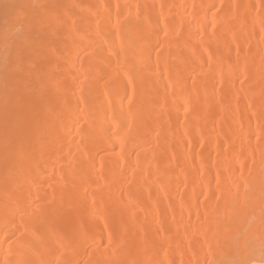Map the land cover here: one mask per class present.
<instances>
[{"label":"bare ground","instance_id":"obj_1","mask_svg":"<svg viewBox=\"0 0 264 264\" xmlns=\"http://www.w3.org/2000/svg\"><path fill=\"white\" fill-rule=\"evenodd\" d=\"M31 1H1L0 264H264V0Z\"/></svg>","mask_w":264,"mask_h":264},{"label":"rangeland","instance_id":"obj_2","mask_svg":"<svg viewBox=\"0 0 264 264\" xmlns=\"http://www.w3.org/2000/svg\"><path fill=\"white\" fill-rule=\"evenodd\" d=\"M1 1L3 2L4 0H0V4L2 5L1 8H0V10L2 11V10H4V5L2 4ZM32 1H33V0H32ZM32 1H31V2H32ZM5 4H6V3H5ZM2 8H3V9H2ZM1 11H0V14H1ZM2 13H3V11H2ZM7 13H8V12H6V13L4 12V13H3L4 16H5V14L7 15ZM3 14H1V15H3ZM1 15H0V16H1ZM3 18H4V17H0V20L3 19ZM5 18H6V16H5ZM7 18H9V16H8ZM7 18H6V20H7ZM9 19H10V18H9ZM6 20H5V21H6ZM10 20H11V19H10ZM10 20H8L7 22H8V23L12 22V21H10ZM36 20H37V19H36ZM2 21H3V20L0 21L1 24H3ZM33 21H34V19H33ZM33 21H31L32 24H34V23L36 22V21H35V22H33ZM7 22H6V25H5V26H7V24H8ZM37 22H38V20H37ZM12 23H13V22H12ZM29 23H30V22H29ZM29 23H28V24H29ZM13 24H14V23H13ZM35 24H37V23H35ZM10 25H11V27L14 26V25H12V24H10ZM24 26H25V25H24ZM26 26H27V25H26ZM29 26H30V25H29ZM29 26H28V27H29ZM32 26H33V25H32ZM32 26H30V27H32ZM8 27L10 28L9 25H8ZM8 27H7V28L5 27V30H6V29L8 30ZM30 27L27 28L26 31L30 29V30H32V31L29 30V32H32V34H33V32L35 31L36 27H33V28H30ZM1 28H2V25L0 26V29H1ZM3 29H4V28H3ZM5 30H2V29H1V30H0L1 32H0V33H3V35H5V33L8 32V31H5ZM24 30H25V29H24ZM2 31H3V32H2ZM4 31H5V33H4ZM26 31H25V33H26ZM26 34H27V33H26ZM3 35H2V34L0 35L1 38H4ZM30 35H31V33H30ZM30 35H29V36H30ZM5 36H6V35H5ZM23 36H24V34H23ZM25 37H26V36H25ZM1 38H0V40H1L0 42H3V43H4V41H2ZM20 38H21V37H20ZM20 38L18 37V39H20ZM23 39H24V38H23ZM25 39H26V38H25ZM27 39H29V37H28ZM13 40L17 42V45H18V42H20V40H17V39H13ZM21 40H22V39H21ZM5 41H6V40H5ZM25 42H26V41H25ZM12 43H13V41L11 40V43H9V44L12 45ZM30 43H31V42H29V44H30ZM0 44H1V43H0ZM4 44H5V43H4ZM4 44H3V45L1 44L0 46L3 47ZM13 44H14V43H13ZM15 44H16V43H15ZM19 44H22V43H19ZM29 44H28V45H29ZM5 45H7V42H6ZM25 45L28 46L26 43H25ZM25 45H24V43H23L24 49H25ZM13 46H15V45H13ZM29 46H30V45H29ZM29 46H28V48H29L30 50L27 49V51H25V50L23 49V47H22V49L24 50L23 52H26V53H27V52L31 51V48H30ZM11 47H12V46H11ZM0 48H1V47H0ZM6 48H8V47H6ZM4 49H5V47H4ZM8 49H9V48H8ZM8 49H6V50H8ZM32 49H33V48H32ZM2 50H3V48H2ZM11 50H12V48H11ZM17 50H18V49H17ZM0 51H1V49H0ZM9 51H10V49H9ZM19 51H20V50H19ZM11 53H12V51H11ZM11 53H9V54H11ZM24 54H25V53H24ZM7 55H8V54H7ZM25 55H26V54H25ZM8 56H10V55H8ZM8 56H7V59H6V60H8ZM4 57H5V56H4ZM6 60H5V61H6ZM13 60H14V58H13ZM2 61H3V60H2ZM8 61H9V60H8ZM8 61H6V62H7V64L10 66V64L8 63ZM15 61H16V60H15ZM12 62H13V61H12ZM0 63H1V61H0ZM13 63H14V62H13ZM13 63H12V64H13ZM4 64H5V63L3 62V65H4ZM7 64H6V67L9 68V66H7ZM22 65H24V64L22 63ZM22 65H21V67L24 68V66H22ZM0 66H2V64H0ZM3 68H4V67H2V70H3ZM22 68H21V69H22ZM4 70H5V68H4ZM6 70H8V69H6ZM9 70H10V69H9ZM15 71H16V70H15ZM18 71H19V69H18ZM20 71H21V70H20ZM6 72H7V71H6ZM8 72H9V71H8ZM8 72H7V73H8ZM8 74H9V73H8ZM8 74H6V75L8 76ZM6 75H5V76H6ZM2 76H3V77H2V80H3V79H4V74H3ZM0 78H1V74H0ZM7 79H8V78H7ZM2 80H1V81H2ZM3 82H4V81H3ZM0 83L2 84V82H0ZM1 84H0V86L2 87ZM4 84H5V83H4ZM4 84H3V85H4ZM6 84H7V83H6ZM5 86H6V85H5ZM1 90L3 91V88H0V91H1ZM4 90H5V88H4ZM3 92H4V91H3ZM5 92H7V91H5ZM1 94H2V93H1ZM2 96H3V95H2ZM7 97H8V96H7ZM1 98H3V97H1ZM6 99H7V98L5 97V100H6ZM1 100H2V99H0V101H1ZM3 101H4V100H3ZM1 102H2V101H1ZM1 105H2V104H1Z\"/></svg>","mask_w":264,"mask_h":264}]
</instances>
